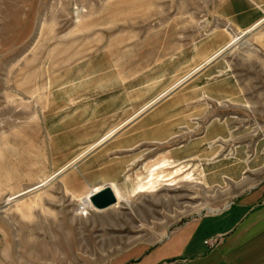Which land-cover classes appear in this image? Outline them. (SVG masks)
<instances>
[{"label":"rangeland","instance_id":"obj_1","mask_svg":"<svg viewBox=\"0 0 264 264\" xmlns=\"http://www.w3.org/2000/svg\"><path fill=\"white\" fill-rule=\"evenodd\" d=\"M223 1L0 0V264H126L264 178V16ZM140 115L143 143L94 158Z\"/></svg>","mask_w":264,"mask_h":264},{"label":"crops","instance_id":"obj_2","mask_svg":"<svg viewBox=\"0 0 264 264\" xmlns=\"http://www.w3.org/2000/svg\"><path fill=\"white\" fill-rule=\"evenodd\" d=\"M260 11L264 16V0H224L219 7L220 16L240 31L262 18ZM229 40L224 33L210 38L206 49L208 53L200 63ZM166 90L168 89L164 91ZM169 90L163 95L168 94ZM159 94L152 100L163 96L158 97ZM189 102L190 100H187L185 103ZM142 117L143 115H140L126 122V126L121 130L118 129L122 126L115 128L113 135L96 144L99 147L92 152L95 154L94 158L96 159L103 151L107 153L131 151L143 143L142 138L139 136L131 138L128 136L131 131H125L131 124L139 123ZM157 140L160 141L162 138ZM131 154L124 155L123 165L139 159L136 154L130 158ZM187 155L190 156L189 150ZM86 159L85 157L81 161L84 162ZM168 160L190 162L189 157ZM232 166L233 170L243 171L242 166L239 167L237 164ZM111 181L119 184L116 178L104 183ZM93 188L95 187H91L89 191ZM211 237L218 240L214 246L208 245ZM126 262V264H264V178L250 185L218 211L201 214L180 223L151 246L139 245L131 249Z\"/></svg>","mask_w":264,"mask_h":264},{"label":"water","instance_id":"obj_3","mask_svg":"<svg viewBox=\"0 0 264 264\" xmlns=\"http://www.w3.org/2000/svg\"><path fill=\"white\" fill-rule=\"evenodd\" d=\"M89 200L96 210H104L117 204L118 198L113 187L110 184H106L99 190L91 192ZM218 210L219 209H216L212 212H216Z\"/></svg>","mask_w":264,"mask_h":264},{"label":"built area","instance_id":"obj_4","mask_svg":"<svg viewBox=\"0 0 264 264\" xmlns=\"http://www.w3.org/2000/svg\"><path fill=\"white\" fill-rule=\"evenodd\" d=\"M217 238L216 237H211L209 240H208V245L209 246H214L216 243H217Z\"/></svg>","mask_w":264,"mask_h":264},{"label":"bare ground","instance_id":"obj_5","mask_svg":"<svg viewBox=\"0 0 264 264\" xmlns=\"http://www.w3.org/2000/svg\"><path fill=\"white\" fill-rule=\"evenodd\" d=\"M210 211H214V210H210Z\"/></svg>","mask_w":264,"mask_h":264}]
</instances>
